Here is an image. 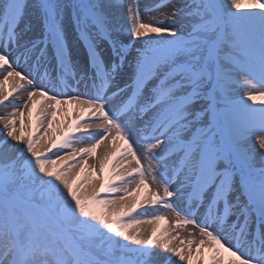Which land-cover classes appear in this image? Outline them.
I'll list each match as a JSON object with an SVG mask.
<instances>
[{
  "label": "snow or ice",
  "instance_id": "snow-or-ice-1",
  "mask_svg": "<svg viewBox=\"0 0 264 264\" xmlns=\"http://www.w3.org/2000/svg\"><path fill=\"white\" fill-rule=\"evenodd\" d=\"M168 5L0 0V264H264V0Z\"/></svg>",
  "mask_w": 264,
  "mask_h": 264
},
{
  "label": "bare ground",
  "instance_id": "bare-ground-1",
  "mask_svg": "<svg viewBox=\"0 0 264 264\" xmlns=\"http://www.w3.org/2000/svg\"><path fill=\"white\" fill-rule=\"evenodd\" d=\"M151 1H153V0H139V8H140V13H141L142 19L149 20L152 17H156L157 19H161L162 18V14H164V13H170L171 12L170 9H169L170 8L169 6L166 7V8H163L161 10L155 11L153 13L152 12L151 13L145 12V8L147 7L146 5L149 2H151ZM184 2H185V0H176L175 1V4L177 6H182L184 4ZM125 15H126V13H125ZM37 28H40V25L39 24H36V26L34 27V30L37 29ZM69 43L71 44V39L69 40ZM0 79H3V77L0 76ZM13 79H15V78H13ZM11 84H12V81H9L8 83H6L4 85V92H5V94L7 93L8 89H9V86ZM82 89H83V86H81V90ZM18 98L19 99H23L24 98V93L22 91L18 95H14L10 99H18ZM4 109L5 108H0V111L1 110L3 111ZM61 109H62V112L66 110V113H67V116L69 117V119H70V114L71 113L79 114V109L75 105H63V106H61ZM10 110H12V109H10ZM26 122H27V114H26ZM17 127H19V123L17 124ZM0 128H2V125H0ZM54 130H55V126H54ZM110 140H111V138L109 139L108 142H106V144H109L110 143ZM254 141H255V138H253V142ZM117 143L118 144H122L121 141H117ZM255 151H256L257 157H259V155H260V148H259V145L258 144L255 146ZM104 152H105V145H101V147L97 150V155L100 156V157H103ZM129 159H130V157H129ZM92 163H96L97 168L99 167V162L96 159V157L89 158V164H92ZM121 163H125V162L124 161H121ZM118 166H119V164L115 165V167H118ZM90 183L91 184H95L98 187L99 184H100V180L96 179V177L93 176V177H90ZM168 219H169V222L170 223L174 222L173 217L170 214L168 216ZM152 227H153L152 225L141 224L139 226V230H141L142 232H144L145 234H147L151 230ZM177 231L179 232L180 236L183 239H190V238L198 239L199 238L198 230L195 229V228H192L191 226H187L185 228H181V229H179ZM189 233H194L195 235L194 236H189L188 235ZM176 243L178 244V241ZM193 247H195V246H193ZM160 258L161 257L154 256V259L160 260Z\"/></svg>",
  "mask_w": 264,
  "mask_h": 264
},
{
  "label": "rangeland",
  "instance_id": "rangeland-1",
  "mask_svg": "<svg viewBox=\"0 0 264 264\" xmlns=\"http://www.w3.org/2000/svg\"><path fill=\"white\" fill-rule=\"evenodd\" d=\"M156 0H153V1H151V2H149L146 6V8H149L150 6H151V4L153 3V2H155ZM175 3V2H174ZM170 11H172V6L170 5ZM153 13V12H152ZM11 109V108H10ZM8 111H12V110H7L6 112H8ZM76 114V113H75ZM0 115H1V113H0ZM75 117V116H74ZM53 167H55V166H53ZM150 232V231H149ZM178 245V244H177ZM163 260V257H161L160 258V261H162ZM179 262L177 261V264H178Z\"/></svg>",
  "mask_w": 264,
  "mask_h": 264
}]
</instances>
